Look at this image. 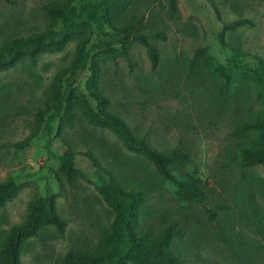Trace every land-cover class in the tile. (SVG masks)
Instances as JSON below:
<instances>
[{
    "label": "rangeland",
    "instance_id": "obj_1",
    "mask_svg": "<svg viewBox=\"0 0 264 264\" xmlns=\"http://www.w3.org/2000/svg\"><path fill=\"white\" fill-rule=\"evenodd\" d=\"M53 1L0 0V46L43 31L49 21L46 7ZM99 1L78 0L75 5ZM130 4L127 18L158 48L160 59L153 68L146 48L134 39L126 46L114 42L112 53L92 50L102 93L110 100L106 110L157 151L179 149L190 155V162L172 166L174 180L165 179L146 156L126 148L111 129L93 124L78 107L70 126L53 114L38 118L51 102L54 77L72 60L77 41L89 37L90 48L114 38L108 27L91 24L62 51L42 53L35 62L25 59L0 73V182L12 179L20 187L0 207V253L11 229L23 223L39 197L54 199L65 230L60 234L54 226H42L23 242L22 264H65L72 254L100 253L114 219L105 190L109 171L123 188L140 191V230L159 232L171 223L180 228L173 246L184 264H200L197 255L208 264H264V170L239 165L241 147L256 139L241 128L262 109L250 74L257 65L254 57L264 61V0ZM242 19L254 25L235 31L222 26ZM157 30L166 38L154 37ZM236 50L246 56H237ZM221 68L229 78L228 91ZM90 75L89 69L77 74L75 92L83 105L96 110ZM32 134V143L20 147ZM68 150L78 154L76 176L60 182L59 158ZM87 152L96 156L99 167L83 156ZM219 180L220 190L201 202L181 186L193 181L214 186Z\"/></svg>",
    "mask_w": 264,
    "mask_h": 264
},
{
    "label": "trees",
    "instance_id": "obj_2",
    "mask_svg": "<svg viewBox=\"0 0 264 264\" xmlns=\"http://www.w3.org/2000/svg\"><path fill=\"white\" fill-rule=\"evenodd\" d=\"M78 0H54L46 7L48 14L47 27L38 33L26 37L11 38L0 46V73L15 64L29 59L33 62L42 53H56L62 51L70 40L79 37L85 28L96 24L100 28L108 27L114 37L111 41H102L93 44L90 48V38L81 37L77 42L75 53L68 65L61 68L54 77L51 86L52 99L44 110L38 112V118L44 120L46 116L61 117L64 124L70 126L77 117L76 108L93 124L108 127L122 141L129 150L146 156L154 165L157 173L165 179L174 180L171 167L190 162V155L179 149L165 153L154 149L145 139L137 138L120 116L106 110L110 104L109 98L102 93L100 86V69L92 61V50L112 53L114 42H121L126 46V41L131 39L141 43L147 50L152 67L159 63L160 53L158 48L151 43L146 34L135 31V22L127 18L126 11L131 0H101L78 8ZM216 12L217 9H216ZM61 29H57L59 25ZM253 26L250 20H238L232 23L222 22L224 30L235 31L240 27ZM154 37L165 39L163 31H154ZM116 40V41H115ZM224 44V42H222ZM239 57H245L240 50L234 51ZM127 56L126 53H124ZM256 68L250 74L252 81L259 89L257 96L262 105L255 120L246 123L241 128L243 133H254L255 141L240 149V162L242 168L260 166L264 170V61L254 57ZM196 62V61H194ZM92 64V65H91ZM91 65V66H90ZM91 72L89 93L97 103L94 110L88 105H83L82 97L77 94L74 79L79 72ZM220 75L225 80L224 89L229 90V78L221 68ZM36 138L35 134L23 140L20 147H25ZM95 166L99 167L98 160L92 152L83 153ZM78 154L68 150L59 158V174L57 180L72 182L76 176L75 159ZM110 178L105 186L110 195L109 205L114 213V219L103 240L100 253H78L70 255L65 264H184L175 249L174 240L181 233L180 228L171 223L159 232L139 229V209L142 204L140 191L123 188L120 180L112 173L106 171ZM191 199L201 202L208 194L220 190V180L214 186L205 183L200 186L195 181L192 185L181 184ZM19 185L12 179L0 182V207L11 200L18 190ZM210 219L215 222L214 213ZM51 225L57 228L60 234L64 233L66 221L57 213L56 204L52 197H39L31 205L30 211L23 223L13 227L0 253V264H22L21 248L23 242L35 236L42 226ZM217 234L220 237V229ZM197 262L208 264L197 255Z\"/></svg>",
    "mask_w": 264,
    "mask_h": 264
}]
</instances>
